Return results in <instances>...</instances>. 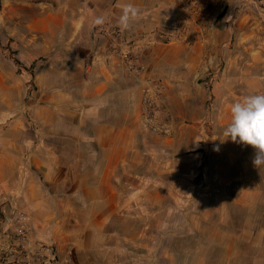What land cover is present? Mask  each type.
I'll return each mask as SVG.
<instances>
[{
  "label": "crops",
  "instance_id": "1",
  "mask_svg": "<svg viewBox=\"0 0 264 264\" xmlns=\"http://www.w3.org/2000/svg\"><path fill=\"white\" fill-rule=\"evenodd\" d=\"M127 3L140 15L125 59L101 30L121 29ZM152 81L171 136L143 127ZM251 94H264V0H0V190L73 264H264V166L223 135Z\"/></svg>",
  "mask_w": 264,
  "mask_h": 264
},
{
  "label": "built area",
  "instance_id": "2",
  "mask_svg": "<svg viewBox=\"0 0 264 264\" xmlns=\"http://www.w3.org/2000/svg\"><path fill=\"white\" fill-rule=\"evenodd\" d=\"M101 32L110 38V45L125 59L133 56L130 51L122 54L118 49L126 43V33L121 29L107 28ZM175 42L191 41L181 33L172 35ZM148 47H145L147 49ZM129 70L143 72L144 66L128 64ZM218 72L210 75L207 83V94L203 119L199 122L203 133L213 123L216 111L215 96L212 84ZM166 97L164 87L159 82L152 81L147 86L141 98V120L143 127L154 134L171 136L174 119L165 107ZM0 264H73L70 258L63 260L59 257L55 245L51 241H44L36 237L31 226L30 216L21 208L13 207L5 191L0 190Z\"/></svg>",
  "mask_w": 264,
  "mask_h": 264
},
{
  "label": "clouds",
  "instance_id": "3",
  "mask_svg": "<svg viewBox=\"0 0 264 264\" xmlns=\"http://www.w3.org/2000/svg\"><path fill=\"white\" fill-rule=\"evenodd\" d=\"M139 15L137 6L132 3L124 4L118 20L121 30L129 29ZM106 19L105 16L94 17L92 25L101 26ZM230 113V123L223 135L233 142L252 146L255 150L253 165L256 168L264 166V94L245 96L231 106Z\"/></svg>",
  "mask_w": 264,
  "mask_h": 264
},
{
  "label": "rangeland",
  "instance_id": "4",
  "mask_svg": "<svg viewBox=\"0 0 264 264\" xmlns=\"http://www.w3.org/2000/svg\"><path fill=\"white\" fill-rule=\"evenodd\" d=\"M197 178H203V179H205V176L204 175H202V174H199L198 176H197ZM202 179V180H203ZM198 184H199V182H198ZM203 201V200H202ZM208 201H211V200H208ZM163 203H164V205H167V204H169V205H172L173 207L174 206H176V202H175V200H173V199H168V200H163ZM201 204V201H197V200H195V205L196 206H199ZM194 205V206H195ZM190 206V203H187V201H186V199L185 200H181L180 202H179V206L178 207H183V208H185V207H189ZM179 216V215H178ZM178 216H176V218L178 217ZM174 217V215H172L171 216V218H173ZM180 217V216H179ZM184 240V242L186 243V241L188 240V243H192V239H191V237H184L183 238Z\"/></svg>",
  "mask_w": 264,
  "mask_h": 264
}]
</instances>
